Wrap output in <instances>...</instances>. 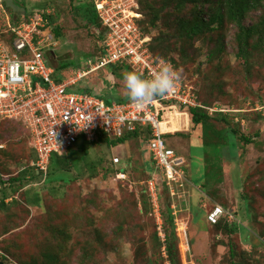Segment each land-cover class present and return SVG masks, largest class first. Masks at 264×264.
Wrapping results in <instances>:
<instances>
[{
	"label": "rangeland",
	"instance_id": "374dc122",
	"mask_svg": "<svg viewBox=\"0 0 264 264\" xmlns=\"http://www.w3.org/2000/svg\"><path fill=\"white\" fill-rule=\"evenodd\" d=\"M6 1L5 4L0 0V42L9 29L8 25L13 18H17L13 0ZM82 1L88 0H24L28 12L49 9L55 10L59 16L57 23L62 37L55 40L56 46L52 49L55 54H48L54 65L64 61H92L99 52L102 39L96 35L94 26L88 27L82 19L78 20L73 15L72 8ZM146 1L152 2L163 14L162 21L161 18L158 20L159 29L150 31L159 50L158 55L163 58L170 56L178 61L179 66L177 63L176 66L183 83L193 86L194 91L196 89L199 101L212 109L229 113L232 124L255 140L248 145L241 142L236 156L230 158L231 163L223 160L219 172L212 170V167L218 166L210 164V167L205 162L206 151L201 136L192 134V158L187 164L189 173H185L187 175L180 189L175 188L174 194H171L180 264H264V49L253 45L256 39L251 38L249 52L246 56L242 55L233 26L228 29L223 42L204 41L200 36L188 41L180 40L176 36L180 28L170 19L175 15V18L189 16L190 11L175 9L176 5L173 6L171 2L164 6L168 0H144V3ZM261 12V8L252 10L246 22H256ZM152 13L144 15V28L150 26ZM22 19L24 16L20 15L19 21ZM210 48L218 51L209 59L207 54ZM78 72L74 67L68 68L60 76L68 80L76 77ZM111 75L113 71L107 67L93 73L90 79L98 92L107 89L125 97V92L119 94L117 88L123 87V84H116ZM174 110L178 111L167 116L163 122L166 130V126L183 129L184 122L187 124L185 108L177 107ZM190 127L191 133V123ZM175 137L165 136L170 146H173ZM183 142L186 149L182 152L189 153L188 142ZM146 143L143 138L136 140L131 137L127 144L112 148L107 143L89 145L88 155L91 154V159L96 163L100 162L96 164L95 175L74 180L61 189L60 185L66 183L69 175L55 171L47 180V185L54 184L60 194L54 195L43 188L45 182L42 183L39 171L32 166L31 137L28 132L18 123L0 120V150H3L0 151L1 173L15 176L24 169L32 171L38 176L39 183L30 185L40 190L30 189L24 194L29 201L44 198V208L42 200L41 209H33L36 214L33 216L30 213L26 218L23 225L29 223L27 229H23V225L15 229L20 231V237L15 240L17 248L14 247L5 262L21 264L22 260L37 255V239L48 232V228H45L46 232L43 228L52 223L60 226L63 222L68 225L65 232L70 237L57 250L62 264H145L147 258H157V264H168L164 247H160L157 236H154L155 231L161 232L158 201L155 203L151 200L153 209L150 200L146 204L141 203L144 198L148 201L146 193H150V180H160L151 159L146 156L147 166L141 165L146 161ZM260 143H263L262 146ZM79 151H83L82 146L71 153V157L83 154ZM114 156L120 157L116 166H112L110 161ZM55 159L53 155L54 166L57 165ZM107 167L124 168L126 178L118 179L111 170L106 171ZM218 178L221 181L215 185ZM216 204L223 205L231 213L230 218L234 217L228 220L227 215L226 219L228 223L236 220V233L227 235L223 227L219 229L208 223L207 214ZM23 207L17 211L18 216L12 219L13 225L26 215ZM47 220L46 225L43 221ZM119 233L124 234L120 237ZM247 235L252 243L244 240ZM144 241L147 247L143 248L145 253L141 255L136 246ZM230 241L237 251L235 257L231 255ZM2 249L0 243V255L4 252Z\"/></svg>",
	"mask_w": 264,
	"mask_h": 264
},
{
	"label": "trees",
	"instance_id": "16d2710c",
	"mask_svg": "<svg viewBox=\"0 0 264 264\" xmlns=\"http://www.w3.org/2000/svg\"><path fill=\"white\" fill-rule=\"evenodd\" d=\"M6 4V0H1V2ZM12 1V0H11ZM138 3V8L136 9L138 13L141 14V16L137 19L138 24L143 29L144 33L151 35V29L157 28L159 29L158 20L161 21L163 19L162 17V11L160 9L157 10L155 5L152 2H145L144 0H136ZM168 2H171L173 6H175V9L178 10H188L190 11L189 16L184 17H171L170 21L172 23H175L176 26H179L180 30L179 33L176 35L180 40L188 41L189 39L200 36L201 39L212 41L213 43L217 42H223V39L227 37V31L230 27H235V40L238 43V50L242 55L246 56L247 52H249V43L251 42V38H255L256 41L253 45L256 47L264 49V0H168L165 1L164 6L167 5ZM12 4L16 6L14 12L17 15V18H13L12 23H10L9 29L6 31L5 36L2 39V42L10 44L14 38H15V32L12 30V27H17L21 22L28 21L32 16L36 15L37 13H41L45 19L48 20V23L44 27L45 30L48 32H51L54 36V39L58 41L59 38L62 37L61 31H60V25H58V18L59 16L56 14L55 10H37L35 12H28L24 0H13ZM19 8V10H17ZM257 8H261L262 12L259 16L258 20L256 22H253L251 24H248L246 22V18L249 15V13ZM73 15L77 16L78 20L84 21V24L88 27L94 26V31L96 35H98L102 40L104 36L106 35L107 29L102 24L98 13L96 9L95 0H88V1H82L79 3L78 6L73 7ZM173 9V7H172ZM174 10V9H173ZM151 11H155L152 13ZM176 11V10H174ZM149 13H152L151 23L150 26H148L146 29L143 26L144 15H148ZM175 13V12H174ZM20 15L24 16V19L19 21ZM177 20V21H176ZM158 24V25H157ZM175 30V27L173 28ZM164 34V33H163ZM174 35V32H173ZM149 48L151 52L158 57H163L161 55H158L159 50L156 48V45L154 44V37L151 35V41L149 43ZM54 50V47L52 48ZM52 50V51H53ZM50 51V53L52 52ZM103 51L102 44L99 49L98 54L95 55L94 59L91 62H95L96 58L101 55ZM218 49L210 48L209 53L207 56L212 58V56L216 55ZM49 53V54H50ZM55 54V52H54ZM164 58L170 59L177 63L175 59L171 58L170 56H165ZM87 59V58H86ZM48 64L52 65L54 67V73L53 78L57 82L63 81V76L61 75V72L68 69L73 68L74 70H88L91 66V62H82L81 61H64L59 62L58 65H54L50 58L48 57L47 60ZM179 66V65H178ZM110 67L113 71V76L115 78V83L123 84L122 76L124 73L129 71L136 72L133 67L126 63V62H117L113 64H108L105 67L99 68L97 70L88 72L86 75H84L81 79H79L74 85L70 86V90L74 91H87L91 94L97 95L98 97L105 100L106 103H111L112 101L116 102H126L128 101L125 97L119 96V95H113L110 93L107 89H105L102 92H98L95 83L91 81V77L93 73L99 72L101 70H104L105 68ZM178 69V67H177ZM179 70V69H178ZM180 72V70H179ZM138 73V72H137ZM119 87V86H118ZM195 95L197 100L199 101L198 95L196 93L195 89ZM200 102V106H184L181 105L180 108H185L186 117L188 118V114L190 115V123L192 124L193 132L188 134H181V132H174L170 133L167 132L166 135H175L180 136L184 141L186 140L188 142V151L189 153H183L182 150L176 148L174 145L170 146L167 139L168 145L176 152V154L179 157H182L183 163H182V170H183V178L182 182L184 184L185 181V173H189L188 171V165L190 163V160L192 158V142L191 136L192 134L196 133L198 136H201L202 144L205 147L206 151V163L210 166H218L217 168L212 167V170H218L219 172L222 170V162L223 160L231 163L230 158L235 157L237 154V150L239 146L243 143V145H248L250 143L255 142L253 137L250 135H247L244 132H241L239 128L236 125L232 124V120L230 119V114L226 113L222 109H212L207 104H203ZM212 109V110H211ZM210 110V111H209ZM178 110H171L166 113V117L171 115L172 113L177 112ZM0 120H7L12 121L14 123L20 124L30 135L29 130L24 125L22 121L14 120V119H2ZM163 124V123H162ZM163 125V129H164ZM164 129L165 131H172L173 127H167ZM258 136V134H256ZM131 137L136 138L138 140L139 138H143L145 141H149L151 138V131L149 127H142L138 126L134 131H126L121 137H110L106 133L102 131H98L95 134V137L93 140H86L84 138H79L71 147H69L64 152H54L51 155L49 167H48V173L47 175L43 176L42 172H39L40 177H42V183L45 182L43 185V188H46L49 193L54 195H60L57 192L56 187H54V184L47 185V180L49 179L50 175L55 173V171L68 173L67 180L65 181V184H61L60 188H64L66 184L74 181V180H80L89 178L91 176H94V170L97 166L96 164H100V162H95V160L91 159L88 155V148L89 145H97L101 143H107L109 147L118 146L121 144H127V142L131 139ZM254 140V141H253ZM242 142V143H241ZM263 143H260L262 146ZM82 146L83 151H79L83 154H76L74 157H71V153H74L76 149H80ZM75 147V148H74ZM32 150L35 152V155L33 154ZM3 151V150H0ZM151 153V152H150ZM53 155H55L56 166L53 164ZM152 156V154H151ZM115 157V156H114ZM113 157V158H114ZM31 158L32 161H35L37 159L36 151L31 147ZM69 158L71 161H69ZM113 158L110 160L112 166H116L118 163H115ZM120 158V157H119ZM151 163L155 165V161L152 158ZM148 160V159H147ZM147 160L144 162V164L141 163L143 167L147 166ZM55 162V161H54ZM233 162V161H232ZM188 164V165H187ZM156 167V166H155ZM211 167V166H210ZM219 168V169H218ZM88 169V170H87ZM90 169V170H89ZM157 172L160 174V180H157L155 182L156 191H157V201L159 204V213L160 218H162L161 223V232L158 230L155 231L154 236H157L160 247H164V251L166 256V261L168 264H180V261L178 259V245H177V233H176V222H175V215L173 213V209L171 207V188L173 187L174 190H179V184L174 183L170 181L167 177V173L164 169L157 168ZM111 170L112 173H114L117 177V174L119 172H123L126 174V171L124 168L119 167L117 169H111L110 167L106 168V171ZM47 176V177H46ZM46 177V178H45ZM118 179H122L117 177ZM39 178L35 173L32 171H29L28 169H24L19 171L15 176H10L1 173L0 171V243L2 244V250L4 252L1 253L0 259L5 262V259L10 255H8L10 252L12 253L14 250V247L17 248V242L15 241L17 237H20V231H15V229H18L20 226H22L26 220V218L33 214V216L36 214L33 209H41V201L43 208H44V198L42 195L41 198L36 201H29L28 197L24 194V191L30 190V189H37L40 190L38 187H31L30 184H38ZM216 184H219L221 181L220 178L215 180ZM207 182V181H206ZM41 183V182H40ZM29 184V186H27ZM205 184V183H204ZM149 188V185H148ZM63 191V190H62ZM150 193L147 194L148 201L144 198L142 200V204H146L147 202L151 203L152 209H153V197L149 188ZM22 196V198H21ZM152 199H151V197ZM151 200L153 202H151ZM246 200V197L244 198ZM149 203V204H150ZM247 203V202H246ZM217 205V204H216ZM24 206V207H23ZM150 206V207H151ZM223 206V205H222ZM23 207V210H25L26 215L22 217L19 223L12 224V219L17 215L20 211V208ZM224 207V206H223ZM225 208V207H224ZM226 209V208H225ZM227 210V209H226ZM31 213V214H30ZM32 222V219H30ZM234 220L231 223H228L225 217H222L217 223H210L213 225V227H218L221 229L222 227L226 230L227 235H232L237 232L238 225ZM30 222V221H29ZM44 224L47 225L46 221H43ZM46 222V223H45ZM28 223V222H27ZM43 225V224H42ZM45 225V226H46ZM29 226V223L27 225H23V229H27ZM44 227V226H42ZM68 225L63 224V222L60 224L52 223L51 225H47L44 227L43 231L46 232L45 228H48V232L43 237L37 239V255L33 254L31 259H25L21 261V264H62L61 261H59V255L57 254V250L61 248L65 241L70 235H66L65 230L67 229ZM14 229V230H13ZM161 233L163 236L161 237ZM120 237L124 233H119ZM117 234V235H119ZM245 241H249V243H252V241L249 239V236L247 235L244 239ZM231 242V243H230ZM230 251L231 255L235 257L237 255V251L235 250L233 246V242L230 241ZM137 244V243H136ZM146 242H142V244H138L136 246V249L141 255H144L143 248H146ZM153 248V246H152ZM36 252V251H35ZM163 257V256H162ZM157 258H147L145 264H157ZM7 264V261L5 262Z\"/></svg>",
	"mask_w": 264,
	"mask_h": 264
},
{
	"label": "built area",
	"instance_id": "2783aa9c",
	"mask_svg": "<svg viewBox=\"0 0 264 264\" xmlns=\"http://www.w3.org/2000/svg\"><path fill=\"white\" fill-rule=\"evenodd\" d=\"M95 4L107 29L102 40L103 51L95 62L90 61L88 70H77L76 77L62 82L53 78L54 67L47 62L48 54L56 46L53 34L44 29L48 20L37 13L12 27L14 40L10 44L0 42V118L24 123L37 154L32 166L45 175L51 155L66 151L81 137L91 141L98 131L110 137H121L138 126L149 127L148 148L155 166L164 169L170 181L182 186L183 159L168 145L164 135L172 131H165L162 123L168 111L181 105H201L193 86L184 84L180 77L171 92L155 98L143 108H137L129 101L106 103L87 91L69 89L88 72L117 62L130 64L144 76L154 72L162 60L177 69L174 61L151 52V36L144 33L137 22L141 14L136 10V0H95ZM113 160L118 163L120 158L115 156ZM117 177L123 179L126 174L119 172ZM150 190L157 203L153 179ZM171 193L174 194L173 187ZM229 213L217 204L208 212L207 220L214 224L222 217L227 218ZM230 217L232 215L228 220L234 219Z\"/></svg>",
	"mask_w": 264,
	"mask_h": 264
},
{
	"label": "clouds",
	"instance_id": "9594fccd",
	"mask_svg": "<svg viewBox=\"0 0 264 264\" xmlns=\"http://www.w3.org/2000/svg\"><path fill=\"white\" fill-rule=\"evenodd\" d=\"M122 79L126 99L137 108H143L155 98L171 92L180 80V72L162 60L157 69L147 76L129 71L123 74Z\"/></svg>",
	"mask_w": 264,
	"mask_h": 264
},
{
	"label": "crops",
	"instance_id": "0c3cea01",
	"mask_svg": "<svg viewBox=\"0 0 264 264\" xmlns=\"http://www.w3.org/2000/svg\"><path fill=\"white\" fill-rule=\"evenodd\" d=\"M118 88V90H119V94H123V92H125L124 91V88L123 87H117ZM109 91V90H108ZM110 93H112L113 95H115L113 92H111V91H109ZM122 92V93H121ZM187 114H188V119H187V124L184 122V124H185V127L183 128V129H179V128H172V132L174 133V132H181V134H183V133H185V134H188L189 133V129L191 128L190 127V115H189V113L187 112ZM165 118H166V116H165ZM184 140L180 137V136H176L174 139H173V145H175L176 146V148H178V149H180V150H185L186 148H185V144H184V142H183ZM144 149H145V160H147L146 159V156L148 157V158H152V156H151V153H150V150H149V148H148V142L145 144V147H144Z\"/></svg>",
	"mask_w": 264,
	"mask_h": 264
},
{
	"label": "water",
	"instance_id": "95a60500",
	"mask_svg": "<svg viewBox=\"0 0 264 264\" xmlns=\"http://www.w3.org/2000/svg\"><path fill=\"white\" fill-rule=\"evenodd\" d=\"M52 54H54V52L52 51ZM0 264H6L3 260L0 259Z\"/></svg>",
	"mask_w": 264,
	"mask_h": 264
},
{
	"label": "bare ground",
	"instance_id": "6f19581e",
	"mask_svg": "<svg viewBox=\"0 0 264 264\" xmlns=\"http://www.w3.org/2000/svg\"><path fill=\"white\" fill-rule=\"evenodd\" d=\"M162 127H163V124H162Z\"/></svg>",
	"mask_w": 264,
	"mask_h": 264
}]
</instances>
